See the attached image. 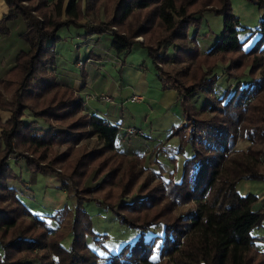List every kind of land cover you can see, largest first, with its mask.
Masks as SVG:
<instances>
[{
    "label": "trees",
    "instance_id": "trees-1",
    "mask_svg": "<svg viewBox=\"0 0 264 264\" xmlns=\"http://www.w3.org/2000/svg\"><path fill=\"white\" fill-rule=\"evenodd\" d=\"M4 1L8 10L0 19V38H11L12 25L20 24L18 37L23 47L0 81L9 95L0 101V264H97L99 257L89 248L87 238L97 243L101 240L93 231V219L85 208L88 203L108 209L125 225L150 231L149 241H144L141 232L139 240L112 255L109 264H264V252L256 248L261 239L258 232L264 229V207L255 208L257 197L243 196L236 183L224 175L227 155L239 140L242 123L247 122L248 100L264 91V21L261 40L243 51L245 42L239 38V21L231 0H106L112 2V10L110 18L101 23V32L108 49L121 62L135 47L145 50L161 89L175 91L183 108V123L172 129L169 139L184 135L181 154L188 145L194 151L183 163L180 180L170 181L166 192L146 190L144 185L141 190L149 192L150 202L143 198L120 201L136 186L133 173L123 170L126 156L117 146L120 128L90 114L85 97L76 96L57 73L63 74L58 59L72 54L70 35L83 19L100 13L104 0H87L85 12L76 0ZM25 1L37 2L34 10L45 23L22 7ZM248 1L264 9V0ZM206 12L223 17L224 33L203 54L197 40ZM231 55L240 57L226 68L228 88L219 92L224 75H219L217 68ZM75 57L79 63L78 55ZM234 69L239 73L228 72ZM248 69L258 74H251L253 80L244 86ZM233 79L236 85L231 84ZM239 92L243 95L238 98ZM196 94L213 99L198 109L192 103ZM27 111L33 117L28 122L24 120ZM2 113L9 114L5 121ZM41 123L52 133L34 128ZM92 140L98 148L89 150L83 145L74 149ZM62 146L66 150L57 151ZM12 149L31 152L36 158H23L28 171L23 181L31 191L35 179L56 174L55 168L62 167L66 177L61 176L55 188L74 205L36 208L33 203L38 197L27 198L25 189L11 184L18 179L14 169L22 164L9 159ZM112 156L121 161L112 163ZM244 157L255 169L264 158L251 147ZM237 169L249 174L244 180H264V175L251 174L247 167ZM107 173H112L111 186L120 192H108L103 200L93 197L102 191V176ZM220 180L224 189L214 192ZM157 199H168V209L155 202ZM194 201L198 210L172 217L179 204ZM143 214L147 215L144 219ZM167 217L171 222L162 236L153 234Z\"/></svg>",
    "mask_w": 264,
    "mask_h": 264
},
{
    "label": "rangeland",
    "instance_id": "rangeland-1",
    "mask_svg": "<svg viewBox=\"0 0 264 264\" xmlns=\"http://www.w3.org/2000/svg\"><path fill=\"white\" fill-rule=\"evenodd\" d=\"M70 0H63L64 3H68ZM81 1V5L83 8V11L85 12L87 9V0H76ZM116 1V0H113ZM105 4L102 6V10L100 13H94L92 16L93 18H86L83 19L80 24L76 26L75 32H73L70 35V38L68 39V42H72L73 47L72 48V54L69 55L72 58H75L76 55L79 57V63H77V67L82 70V78H84L83 74L84 69L86 66H92L98 68V70H101L104 65L102 64V61L107 62H115L120 65L118 72H114L112 74L110 72V67H105V74L107 77H109L110 82H112L109 85V90L113 91V86L118 83V85L122 86V81L119 79V75L122 74V65L131 67L133 69H138V71H142L144 76L147 78V81L150 85V89L148 93H146V101L147 98L150 96L158 98L164 91L161 89V84L156 76L155 71L152 68L151 62L149 61V58L143 48L140 46H137L133 49V51L127 56L122 58V62L119 60L117 61V57L114 56V54L111 52L110 49H108V46L106 45V40L104 34L101 32V23L102 21H105L110 18L111 10H112V2L104 0ZM63 3V4H64ZM231 5L233 9V13L238 17L239 21V38L241 42H245V45L243 46V51H248L250 48H252L254 45L258 43L259 40H261V36L263 33L260 31L262 23L264 21V9H260L258 6L254 5L248 0H231ZM37 6V2L34 4H30L29 2L25 1L22 2V7L30 12L31 16L41 23H45L44 19L39 16L35 12V7ZM11 29L13 30V34L11 38H5L1 39L0 42V81L1 79L7 74L9 69L13 66L14 62L13 59L16 57V54L18 51L23 47V42L18 37L19 32H21V25L20 24H13ZM64 32V31H62ZM224 33V21L223 17L217 16L213 14L212 12H206L204 14V21L202 28L199 32V38L197 40V46L199 47V50L201 53H207L221 38V36ZM139 41L143 42L144 38L140 37L138 38ZM264 44V43H263ZM178 45H180L178 43ZM66 46V45H65ZM264 47V45H263ZM105 49V50H104ZM62 52L63 49H62ZM68 55V54H67ZM64 56H66L64 54ZM240 56L237 55H231L226 57L227 62L219 63V67L217 68V72L219 75H224V72L227 67H229L232 60H237ZM59 63V71L64 69L63 63L61 59H58ZM63 67V68H62ZM91 68V67H90ZM142 68V69H141ZM168 68V66H167ZM65 71H69V77L75 76L76 69L74 66L68 65L64 69ZM230 70V69H229ZM227 71V70H226ZM73 72V73H72ZM232 72L233 74L239 73L237 69H234ZM58 75H61V73L57 72ZM79 73L81 71L79 70ZM247 78L244 79L242 82L245 85H247L250 81H252L251 74H258V72L255 70L248 69L246 71ZM104 76V74H103ZM62 79V76H60V80ZM76 79V78H74ZM79 79H76V81ZM230 79L227 75H224L220 82V91H223V93L228 88L225 85V82L229 83ZM231 84H235V80L233 79L231 81ZM74 91L75 95L81 96V91L86 86V83L83 81L82 85L78 87H73L72 85L68 84ZM116 85V86H118ZM236 87V86H235ZM234 87V88H235ZM119 86L115 89L116 92H119ZM123 100L124 103L122 104L120 101L119 104L123 106V110L121 111V115L126 121L127 126H134L130 128H137L141 129L140 127V119H146V124L150 127L152 126L155 132H160L165 128H170L169 131H172L174 127H178L183 123V108L181 105H179L175 111L177 116V120H174V117L172 114L171 116L163 115V117H158L157 115H149L150 113V107L151 105L145 103V104H133L129 102L127 99L130 97V92L126 91L123 92ZM101 94H106L108 96H111L116 101L115 97L107 94V93H95L94 95L91 94H85V100H86V106H87V98H94ZM207 94H196L192 98V103L196 105L198 109H202L204 106L206 100H211L213 97L206 96ZM243 95V92H239L238 98ZM9 95L4 90L2 85L0 84V101L4 99H8ZM257 101H253L248 103L246 109V117L247 122L242 123L241 130L239 132V140L235 146V148L227 155V162L225 163V177L228 180H232L234 183H236L237 190L239 193H241L243 196H247L248 194H253L255 197H257L258 200L264 199V180L263 181H256V180H244L243 177H247L245 173H243L241 170H238V166L247 167L248 169H251L253 172L251 174H256L258 176L264 175V158L261 159V165L258 169L253 168L249 162L246 161L244 154L248 151L249 147L253 148L256 152H261L264 156V143L262 145L261 141L264 140V134H262V130L264 131V91L262 93H258L256 96H254ZM160 99V98H159ZM98 101V100H97ZM214 101V100H213ZM131 103V104H130ZM210 111V110H208ZM209 114L212 116L213 114L209 112ZM141 117L135 120L134 117ZM2 117L4 121L8 119L9 114L2 113ZM24 120L28 122V120H33V117L31 116L30 112L27 111L24 117ZM178 123L177 125H174V123ZM154 124V125H153ZM34 128L37 130L46 129V132L52 133L48 129V125L45 123H41L39 125H35ZM172 128V129H171ZM124 129V127H123ZM122 129V132L124 130ZM166 129V130H167ZM121 131V130H120ZM166 132V131H165ZM1 134V130H0ZM162 135V134H161ZM170 135V134H169ZM166 137L164 140H162L159 144L155 142H151L152 146L148 145L147 140L145 142L139 141L136 138H142L140 135L138 136H126L130 137L128 140L129 143L125 144V160L123 161V170L128 173H133L134 179H136V186L133 189L131 195L122 196L120 198V201H137L138 199H148L150 202V195L149 192H142L141 187L146 186V190L150 189H156L161 191V193H164L167 191L170 181L172 180H180L181 174H182V166L184 161L187 157H191V155L194 153L193 148L188 145V147L184 150L181 154L180 146L184 143L185 140L184 135H181V137L176 136L169 139ZM125 137V136H124ZM144 139V138H143ZM142 139V140H143ZM125 142V141H124ZM138 142V143H137ZM165 142V144H163ZM85 145L87 149L92 150L95 148H98L97 141L92 140L89 142H85L83 144H80L78 146H75L74 149L80 150L82 146ZM57 151L63 152L66 150L64 146L60 148H56ZM136 150H138L136 152ZM123 152V151H122ZM30 157L35 158V156L31 152L24 151L22 149H12V153L9 155V159H17L21 160L22 164L19 166L20 168H15L14 171H16L17 174V181L11 182L12 185H15L19 189H25L26 190V197L29 198L34 196L35 198L38 197L37 202L33 203V205L38 208L44 210L45 207H41L44 205H47L46 208H54L61 206L62 207L66 203H71V206L73 204V200L68 199L66 195H64L62 192H59L55 185H59L60 177L65 176V172L62 167L55 168L56 174H48L46 178L39 176V178L35 179L33 182V191L29 190V183L24 182L23 179L27 177V168L25 164L23 163V158ZM113 162L112 163H118L121 161L120 157L112 156ZM36 159V158H35ZM14 167V166H13ZM57 175V176H56ZM25 176V177H24ZM112 176V173L104 174V183L102 186V191L96 192L93 195V197H98L99 199L103 200L105 199V195L109 192H115L117 193L119 190L117 188H114V186H111L110 178ZM66 177V176H65ZM120 180V177H117V181ZM31 181V180H30ZM58 182V184H57ZM113 182V181H112ZM214 192H220L224 189L223 182L220 180L217 185L214 187ZM29 190V192H28ZM120 192V191H119ZM32 193L34 195H32ZM124 195V194H121ZM22 199L26 200V198L22 195ZM31 199V198H30ZM68 199V200H66ZM154 199V198H153ZM161 200V199H160ZM159 199H157L155 202L161 203V206L165 204V209H168V199L163 200L160 202ZM152 202V201H151ZM154 203V202H153ZM86 211L93 219V231L97 235H99V239L101 240L100 243H97L94 241L92 237L87 238V244L89 248L95 252L99 259L97 264H109L112 255L119 253L122 251L126 246L134 245L139 238L141 237V232L144 233V241H149L151 238L150 231H141L138 228H135L131 225H125L119 221V218L116 216V214L109 212L108 209L101 208V206H96L94 203H88L86 205ZM197 202H191L189 204H179L178 207H175V212L173 213L172 217H176L181 213H184L188 210L194 209L195 211L197 209ZM147 215L143 214L142 219H144ZM132 222L135 220L132 218ZM171 222V218L167 217L162 219V223L157 226V231H154L153 234H158V236H162V231H165V226ZM258 229L254 232L257 233ZM103 235H107L106 237H102ZM185 238H182V242ZM259 240L258 242H260Z\"/></svg>",
    "mask_w": 264,
    "mask_h": 264
},
{
    "label": "crops",
    "instance_id": "crops-1",
    "mask_svg": "<svg viewBox=\"0 0 264 264\" xmlns=\"http://www.w3.org/2000/svg\"><path fill=\"white\" fill-rule=\"evenodd\" d=\"M7 6L5 4L4 0H0V19L1 17L7 12ZM4 39V38H3ZM6 40V39H5ZM0 42H1V38H0ZM70 55V54H69ZM69 55L66 56H62L59 59H61L64 66L65 67L68 65L74 66L76 69L75 72V76L69 77V71H65L63 69V74L62 75V80L65 81V83H68L70 85H72L73 87H78L80 85H82L83 81L86 83V86L83 88V90L81 91V96L84 97L85 94H91L94 95L95 93H107L110 94L112 96L115 97L116 101L113 103H104V102H100L97 101L96 99H90L89 101H87V106L86 109L90 114H95L98 115L101 118H104L106 120H108L110 123L118 126L121 130L120 135L117 139V146L118 148L123 151L124 153L126 152L125 149V144L129 143L128 140L130 139V137H124L122 129L124 127V129L126 128H130V127H134V126H127L126 121L124 120V118L121 115V111L123 110V106L120 105L119 103L121 102L122 104L124 103L123 100V92H130V97L129 99H127L128 101L134 97V96H138L141 98V102L139 104H149L152 107H150V113L147 115L149 116L150 114L153 115H157L158 117H163V115L168 114V116H171L170 114L173 115L174 120H177V118H179V116H177V114L175 113L176 109L180 104V98L178 96V94L175 91H165L163 92L158 98L150 96L149 98H147L146 101V93H148L149 89H150V85L147 81V78L144 76V74L142 73V71H138V69H133L131 67L125 66L124 64L122 65V74L119 75V79L122 81V86L118 85V83H116L113 87V91L109 90V85L112 83L110 82L109 77H107V75L105 74V67L106 68H111L110 72L112 74L113 71L114 72H118V69L120 67V65L118 63L115 62H104L102 61V64L104 65V67L101 70H98L97 67H95L94 65L92 66H86V68L84 69V78H82V70L79 69L77 67V63H76V57L72 58ZM91 67V68H90ZM63 68V67H62ZM1 70V69H0ZM79 70L81 71V73H79ZM73 73V72H72ZM104 74V76H103ZM79 79L76 81V79ZM119 88V92H116L115 89ZM161 87V86H160ZM160 98V99H159ZM120 101V102H118ZM130 102V101H129ZM131 104V103H130ZM136 104V103H133ZM134 117V116H133ZM135 120L141 117H134ZM140 127L142 132H143V137L142 138H136L139 141H143L145 142V140H147L148 145L153 147L151 142H155L156 143H160L162 140H164L166 137H168V135L171 133L170 128H165L162 133L160 132H155L154 133V129L152 126L150 127L149 125H147L146 123V119H140ZM178 123H174L173 127L175 125H177ZM154 125V124H153ZM167 129V130H166ZM172 129V128H171ZM166 131V132H165ZM162 134V135H161ZM144 138V139H143ZM143 139V140H142ZM125 141V142H124ZM138 143V142H137ZM165 144V142L163 143ZM138 150H136L137 152ZM264 207V199L262 200H258L257 203L255 204V208H263ZM259 237L261 238L260 242H258L256 244V248L261 251L264 252V229L260 230V232H258Z\"/></svg>",
    "mask_w": 264,
    "mask_h": 264
},
{
    "label": "built area",
    "instance_id": "built-area-1",
    "mask_svg": "<svg viewBox=\"0 0 264 264\" xmlns=\"http://www.w3.org/2000/svg\"><path fill=\"white\" fill-rule=\"evenodd\" d=\"M114 56H115V54H114ZM90 99H96V100H98L100 102H104V103H113L114 102L113 98L111 96L106 95V94H101V95L94 97V98L93 97L87 98V100H90ZM253 101L255 102V101H257V99L252 97L251 99L248 100V103L253 102ZM130 102L131 103H140L141 98L138 96H134L130 99ZM123 130H124V132H123L124 136H138V135L141 136L143 134V132L137 128H126Z\"/></svg>",
    "mask_w": 264,
    "mask_h": 264
}]
</instances>
